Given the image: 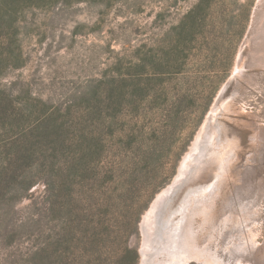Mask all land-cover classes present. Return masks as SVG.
Segmentation results:
<instances>
[{
  "label": "rangeland",
  "instance_id": "1",
  "mask_svg": "<svg viewBox=\"0 0 264 264\" xmlns=\"http://www.w3.org/2000/svg\"><path fill=\"white\" fill-rule=\"evenodd\" d=\"M197 1L0 0V264H143L146 212L227 99L234 150L196 229L220 264H264V0H204L175 41ZM96 129L70 213L56 200L60 153Z\"/></svg>",
  "mask_w": 264,
  "mask_h": 264
},
{
  "label": "bare ground",
  "instance_id": "2",
  "mask_svg": "<svg viewBox=\"0 0 264 264\" xmlns=\"http://www.w3.org/2000/svg\"><path fill=\"white\" fill-rule=\"evenodd\" d=\"M229 100L215 102L191 151L185 156L179 174L162 189L146 212L142 222L144 237L140 249L144 257L143 264H190L191 259L202 264H220L217 252H214L216 242L212 240L201 246L196 216L204 212L203 222L211 223L213 199L234 150L227 127L218 119L221 110L228 109ZM216 163L219 168L213 182L195 187L193 182L199 175ZM186 190L191 191L174 207L177 196Z\"/></svg>",
  "mask_w": 264,
  "mask_h": 264
},
{
  "label": "trees",
  "instance_id": "3",
  "mask_svg": "<svg viewBox=\"0 0 264 264\" xmlns=\"http://www.w3.org/2000/svg\"><path fill=\"white\" fill-rule=\"evenodd\" d=\"M205 1L198 0L189 14H186L179 24L172 27L171 30L173 31L175 41H178L181 36L183 37L187 30H195L197 28L199 17L198 14L201 10H203L202 8L205 7ZM188 19H190L189 22H187ZM93 134L94 135H91L92 137L90 136L88 139H86V143L90 147H82L80 143L81 140L79 138H75L74 145L77 146L80 151L72 157L64 155L65 153H60L61 155H63L62 157L65 160V166L60 167L56 172V177L59 183L56 190V200H58L62 204L63 208H67L70 213H73L71 204L74 199V194L76 191L75 188L78 186L77 179L90 174V172L83 167V164L88 157H91L94 154H96V158L98 157V151L99 147L101 146V142L99 140V137H97V129ZM24 155L27 158L30 154L25 153ZM102 224L103 221L101 220L100 222H96L92 226L88 225L87 229L84 231V237H82L81 240L83 244V246H80L82 251L89 250V247L91 248L98 242L100 238L98 231L100 225ZM71 227H77V229L72 230L74 232H78L79 228L77 225ZM74 239H76V237H74Z\"/></svg>",
  "mask_w": 264,
  "mask_h": 264
}]
</instances>
